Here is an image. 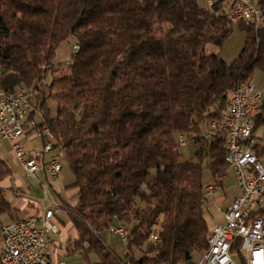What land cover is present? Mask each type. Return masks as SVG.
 <instances>
[{
  "label": "trees",
  "instance_id": "trees-1",
  "mask_svg": "<svg viewBox=\"0 0 264 264\" xmlns=\"http://www.w3.org/2000/svg\"><path fill=\"white\" fill-rule=\"evenodd\" d=\"M253 1L264 11V0ZM227 3L0 0V88L36 91L34 129L54 133L75 176L78 199L66 211L79 233L74 250L88 263L95 253L94 264H195L207 247L205 178L229 167L222 141L203 129L240 82L264 75V26L238 23L245 40L231 62L207 52L234 32ZM70 38L79 48L56 63ZM261 127L264 103L256 134ZM180 134L196 143L193 158H183ZM11 175L0 158V212L9 214L1 182ZM121 224L132 225L128 260L101 236Z\"/></svg>",
  "mask_w": 264,
  "mask_h": 264
},
{
  "label": "built area",
  "instance_id": "built-area-1",
  "mask_svg": "<svg viewBox=\"0 0 264 264\" xmlns=\"http://www.w3.org/2000/svg\"><path fill=\"white\" fill-rule=\"evenodd\" d=\"M197 1L211 7L216 0ZM225 10L233 22L246 21L257 28L264 26V11L253 0H228ZM74 48L79 46L76 44ZM263 103L264 88L253 80L242 81L219 116L211 119L203 129L206 138L222 141L225 161L240 193L224 211L225 221L210 228L207 247L195 264H243L241 256L246 264H264V214L254 215L264 207V145L259 141L264 138H259L254 131ZM37 113L36 96L31 89L0 91V145L3 141L9 142L23 169L24 180L39 181L42 170L50 179H57L63 173L66 159L54 133L49 129L39 131L44 138L43 148L39 151H28L21 141L27 128L35 127ZM186 139L180 134V147L185 145ZM46 156L48 160L42 164L41 160ZM42 186L45 198L36 200L42 212L3 225L0 264H65L55 261L51 255V233L60 229L55 221L59 207L49 198L46 185ZM216 188L214 182L206 184L205 201ZM160 227L159 220L150 235L152 242L160 241ZM111 230L119 233L127 243V230L121 226ZM238 242L240 244L235 248ZM233 254H238L240 259H235Z\"/></svg>",
  "mask_w": 264,
  "mask_h": 264
},
{
  "label": "rangeland",
  "instance_id": "rangeland-1",
  "mask_svg": "<svg viewBox=\"0 0 264 264\" xmlns=\"http://www.w3.org/2000/svg\"><path fill=\"white\" fill-rule=\"evenodd\" d=\"M234 23V32L233 34L225 41V43L222 46H216V45H209L207 48L208 53H217L221 57H223L226 61L231 62L233 61L238 54L240 53L243 45H244V40H245V33L239 28L238 22H233ZM75 45V40L74 38H70L66 41H64L59 48L57 49L55 61L56 63L59 62H67L71 58V55L75 51L74 49ZM47 80H50V77H48ZM253 81L258 85V86H263V81H264V75L261 70H257L253 76ZM33 91V94L36 96V91L34 89H31ZM38 113L36 115V120H40V111L39 107H37ZM34 128L31 127L29 131L26 132V134H35L38 133L40 130L39 128H35L36 130H33ZM264 135V128L261 127L257 131V135ZM24 135L26 136L22 143L26 148H43V145H41V141L39 139H33L29 138V135ZM31 134V135H32ZM259 135V136H260ZM260 143L264 145V139L260 140ZM197 149V145L194 141L190 139H186L185 145L181 146V152L182 156L184 159H190L195 156V151ZM0 158L4 159L8 165L10 166L12 170V177L6 178L5 181L3 182L5 185L9 186L13 182H17L18 184L20 183L21 179L20 177L22 176V169L21 166L14 156V153L11 149V146L9 142L3 141V143L0 145ZM207 174L209 173L208 171L206 172ZM227 179L222 181L223 178H211V176L207 175L205 180L206 182H214V184L217 186L214 194L210 197L207 198V200L204 203V210H205V216L207 218L209 227H214L218 222L223 220V208L224 206L228 203V200L230 197L234 196L235 194L238 193L239 189L236 187L235 183V178L233 176V173L231 171L228 172ZM56 179H52V186L49 185V193L51 195V198L54 200V202L58 203L60 200V192H62V187L59 185L58 182L55 181ZM33 181L26 182L22 184L23 189L27 192L30 188V191L28 192L29 196L36 199V200H41L45 198V191L41 187L39 183H32ZM33 185V187H30V185ZM5 193L6 190L4 189ZM14 193L16 196H23L21 189H15ZM7 194V193H6ZM10 197L11 194H8ZM67 209V205H60L59 206V213L65 212ZM26 212H32L34 210V207L32 205L27 206ZM19 212V211H18ZM24 210L20 211V215L24 216L26 213ZM9 214L6 212H0V235L2 233V224L5 222L8 218ZM121 227H123L125 230L130 233L132 225H125L121 224ZM101 236L106 240V243L111 246V248L115 251V253L119 256H124L127 250V244L126 241L121 237V235H118L114 233V231H111L110 229L104 231ZM235 259H240V256L238 254H233ZM86 262L80 264H85Z\"/></svg>",
  "mask_w": 264,
  "mask_h": 264
},
{
  "label": "crops",
  "instance_id": "crops-1",
  "mask_svg": "<svg viewBox=\"0 0 264 264\" xmlns=\"http://www.w3.org/2000/svg\"><path fill=\"white\" fill-rule=\"evenodd\" d=\"M30 129H31V127H28L26 131H29ZM33 130L35 131L36 129H33ZM32 133L26 134V135H29L28 137L30 139L31 138L39 139L41 141V145H43L44 138H43L42 134H40L39 131H38V133H35V134H32ZM25 137L26 136H24L22 138V141ZM262 138H264V135H262ZM41 147L40 148H33V149L26 148V147L25 148L28 151H39V150H41ZM47 160H48V156L43 157L41 160V163L43 164V162L47 161ZM21 169H22V167H21ZM22 171H23V169H22ZM227 175H225V177L222 179V181L225 182V180L228 177ZM10 177H12V175ZM10 177H8V178H10ZM20 179H21V181L19 184L17 182L16 183L13 182L9 186H7L3 183L5 181V179L1 182V186L3 187V189L6 190L7 200L10 202V204L14 208L12 214L8 213L9 216H8L7 220L5 222H3L1 229L3 228V225L9 221L19 219V218H26L30 215L42 212L41 205L36 202V199L29 196L28 192L30 191V188H28L29 190H27V192H26L23 189L22 184H24L26 182L33 181L32 183H39L42 188H43L42 184L46 185V187L48 188V191H49V185L50 186L53 185L52 181H51L52 179H50L47 176V174L44 170L40 171V173H39V181L24 180L23 176H21ZM55 181L58 182L59 185L63 189L62 192H60V194H59L60 200L58 203L54 202V200L51 198L50 193H49V198L58 207L60 205H67L68 206V205L76 204L77 199H78V197L76 195L77 190L72 187V185L75 183V176L73 175V173L71 172L70 168L67 165H65L61 177L57 178ZM235 185H236V183H235ZM30 187H33V185L31 184ZM236 187H237V185H236ZM237 188L239 189V187H237ZM15 189H21L23 196H16L14 193ZM239 193H240V189H239L237 194H235L234 196L229 198L228 203L224 206V208L222 210L223 215H224V211L226 210L227 206L232 202V200L237 195H239ZM8 194H11V196L9 197ZM28 205H32L34 207V210L32 212H26V211H28L27 210ZM21 210H24L26 212L24 216H21L19 214ZM55 221L57 222V224L59 225V228H60L58 232L51 233V241H52L51 242V255L55 261L64 262L65 264H80V262H82V263L86 262L85 264H94V263L99 261L98 255L95 253H91L89 255L90 263H88L85 259L84 253L82 251H75L74 250V243H75L76 239L79 237V233H78L76 227L74 226V224L72 223V221H71L66 210H65V212H62V213H59V211H58L55 215ZM224 221H225V216L223 217V220L218 222L217 224H221ZM114 233H116V232H114ZM116 234L120 235L119 233H116ZM1 238H2V233L0 235V240H1ZM103 240H104L105 244L115 253V251L111 248V246L106 243V240L104 238H103ZM126 253H127V250H126ZM126 253H125V255H126Z\"/></svg>",
  "mask_w": 264,
  "mask_h": 264
},
{
  "label": "bare ground",
  "instance_id": "bare-ground-1",
  "mask_svg": "<svg viewBox=\"0 0 264 264\" xmlns=\"http://www.w3.org/2000/svg\"><path fill=\"white\" fill-rule=\"evenodd\" d=\"M0 91H4V90H2V89L0 88Z\"/></svg>",
  "mask_w": 264,
  "mask_h": 264
}]
</instances>
